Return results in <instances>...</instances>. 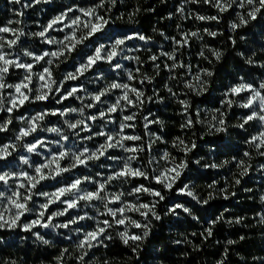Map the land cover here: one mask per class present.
<instances>
[{"label":"clouds","instance_id":"obj_1","mask_svg":"<svg viewBox=\"0 0 264 264\" xmlns=\"http://www.w3.org/2000/svg\"><path fill=\"white\" fill-rule=\"evenodd\" d=\"M148 3L0 5V264H145V249L147 264H264V0ZM229 53L242 66L218 90ZM248 240L259 250H239Z\"/></svg>","mask_w":264,"mask_h":264},{"label":"trees","instance_id":"obj_2","mask_svg":"<svg viewBox=\"0 0 264 264\" xmlns=\"http://www.w3.org/2000/svg\"><path fill=\"white\" fill-rule=\"evenodd\" d=\"M28 2H31V0H28ZM72 2L73 3H80L81 5H85V4H89V3H95V2H97V0H72ZM157 2H158V0H149V3L144 5V7H151L154 4H156ZM0 5H5L6 6L7 5V0H0ZM39 7L40 6H37V8H39ZM43 7L47 8V12H45L43 14L44 20H47V19H49L51 17V15H53L56 12H58L59 10H61L63 5H61V4H56L55 6L44 5ZM192 7L193 8H197L198 6L192 5ZM168 10L169 9H168L167 6L161 5L160 7L157 8L155 14H147V13L144 14L140 18L141 19V25L140 26L147 32L150 29L152 23L155 21V19L160 17V16L165 15ZM206 10L209 11L210 14H215L214 10H212V9H206ZM36 11H37V9H32V10H29L26 13V15H27L29 20H35L36 19V16H35V12ZM7 18H8V13L6 11V8L0 10V27L4 26ZM167 24H168V22L165 21L163 24L160 25V27L164 28L169 35H173L174 32L171 29L167 28ZM186 26L190 27L191 26V21L187 22ZM248 31H250V29H245L244 30L245 33L248 32ZM54 34L58 35V36L62 35V33H59V32L54 33ZM8 35H10V34H8ZM209 43L215 46L217 41L209 39ZM191 51L193 53L198 51V46L194 42L192 43ZM185 62H188L186 57H185ZM191 63L193 65H196L197 63H200L203 66H208L206 62L198 61L197 57L195 55L192 56ZM231 63H235V66L237 67V69H239L242 66V62L239 61L238 58L234 57L232 55V53H229V55L225 58V61H224L223 65L218 66V69H217V77L216 78H217V80L219 81V84H220V89H218V90H222L223 89L227 79L234 78V74L229 70V64H231ZM195 70L196 69L194 67L193 68V72H195ZM18 71L19 70H10V72L12 74L9 76V81H14V80H16L18 78L17 75H16V73ZM183 71L184 70L181 69V72H183ZM250 71L251 72H256L257 70L256 69H251ZM181 98H183V97H181ZM193 99H194V101L196 103H199V104H202V105L219 106L217 98L213 97L211 95H205L202 98H195L194 97ZM31 107H37V106L36 105H32ZM24 110L25 109H22L21 112H23ZM17 114H20V113H17ZM2 118H3V116L1 115L0 119H2ZM171 118L172 119H178L176 117H171ZM178 134H179L178 129L169 128V131H168V134H167V138H170L172 135H178ZM5 139H6V136L4 134H0V143H3L5 141ZM160 147H163V145H161ZM175 154L176 155H180L179 153H175ZM261 162H264V158L261 159ZM210 176H211V173H209V177ZM201 179H208V177H202ZM139 182H143V181H139ZM245 186L251 187L253 185H252L251 182H249ZM225 206H231V207H234V208L237 209V211L234 212V213H231V214L226 213L225 214L226 216L243 214L241 211H239V207H240L239 205H233L231 202H225V201H214L213 202V215L218 214L219 211H222L223 207H225ZM246 207L252 208V207H254V205H252L251 202H248ZM248 223H251V221H248ZM223 231H224L223 226H220L218 228V236L219 237H223ZM245 231L246 230H234V235L239 234V232H245ZM255 231H256L255 229L251 230V232L253 234L255 233ZM165 239H166V237H165L164 231L162 229L161 232L158 235H154L152 243H160L161 241H163ZM166 248H167L168 255L166 257H164V258L171 260L172 259V253L175 252V249L172 248L170 245H166ZM239 250L245 251V253L247 254V252H249V251L259 250V249L257 248V242L255 240H248V241H245L241 246H239ZM125 253L131 255V253L127 249H122L118 245L115 248L111 249L110 252H109L110 255H119V256H123ZM216 254L217 253H215V252H207V255H210V256H213V255H216ZM141 258L144 259L145 260V264H147V260L150 258V254L148 253L147 249H145V252L142 253ZM231 259L233 260V264H239V262L235 261L234 257H231ZM137 264H138V262H137ZM190 264H193V262L190 261Z\"/></svg>","mask_w":264,"mask_h":264},{"label":"snow or ice","instance_id":"obj_3","mask_svg":"<svg viewBox=\"0 0 264 264\" xmlns=\"http://www.w3.org/2000/svg\"><path fill=\"white\" fill-rule=\"evenodd\" d=\"M85 15H87V13H85ZM57 27H59V23H57ZM5 31L7 32L8 30L6 29ZM53 55H55V51L54 50H53ZM41 79H43V77H41ZM234 91L239 92L240 89L237 88ZM3 180H4V177L0 176V182H2ZM17 196H19V193H17Z\"/></svg>","mask_w":264,"mask_h":264},{"label":"rangeland","instance_id":"obj_4","mask_svg":"<svg viewBox=\"0 0 264 264\" xmlns=\"http://www.w3.org/2000/svg\"><path fill=\"white\" fill-rule=\"evenodd\" d=\"M1 116V115H0Z\"/></svg>","mask_w":264,"mask_h":264}]
</instances>
